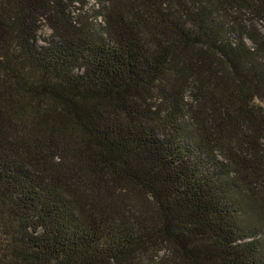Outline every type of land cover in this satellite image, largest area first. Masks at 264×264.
<instances>
[{"label": "trees", "instance_id": "1", "mask_svg": "<svg viewBox=\"0 0 264 264\" xmlns=\"http://www.w3.org/2000/svg\"><path fill=\"white\" fill-rule=\"evenodd\" d=\"M244 13L264 0H0V264H264Z\"/></svg>", "mask_w": 264, "mask_h": 264}, {"label": "rangeland", "instance_id": "2", "mask_svg": "<svg viewBox=\"0 0 264 264\" xmlns=\"http://www.w3.org/2000/svg\"><path fill=\"white\" fill-rule=\"evenodd\" d=\"M91 4L95 3V0H90ZM242 22L246 27L249 28H255L259 32L264 34V20L256 17L255 15H250L247 13H244L242 15ZM47 31V30H46ZM48 32V31H47ZM169 250L166 248H163L162 250H157L149 252L148 256H146V260H148V264H157L156 262H160L162 257H170Z\"/></svg>", "mask_w": 264, "mask_h": 264}]
</instances>
